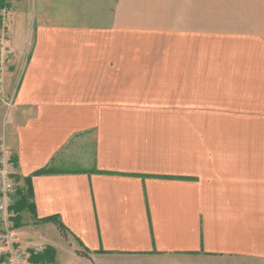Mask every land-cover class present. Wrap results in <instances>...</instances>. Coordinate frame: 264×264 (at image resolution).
I'll return each mask as SVG.
<instances>
[{
	"label": "crops",
	"instance_id": "crops-1",
	"mask_svg": "<svg viewBox=\"0 0 264 264\" xmlns=\"http://www.w3.org/2000/svg\"><path fill=\"white\" fill-rule=\"evenodd\" d=\"M8 4L17 248L264 264V0Z\"/></svg>",
	"mask_w": 264,
	"mask_h": 264
},
{
	"label": "rangeland",
	"instance_id": "rangeland-1",
	"mask_svg": "<svg viewBox=\"0 0 264 264\" xmlns=\"http://www.w3.org/2000/svg\"><path fill=\"white\" fill-rule=\"evenodd\" d=\"M2 6L0 7V108H7L6 100L7 98H10V95L6 94L5 89V83H6V76L10 72H16L14 71V61L12 60L13 53H8L7 51L9 48V41L12 40V44L18 43L20 41L21 36V27L15 22V18L12 14H9V0H0ZM11 54V55H10ZM14 59V57H13ZM17 82V78L14 80L13 85H15ZM19 185H17V188ZM11 213V212H10ZM13 214L11 213V217ZM10 217V218H11ZM8 226H11V223L8 222ZM3 230V225L0 220V236ZM14 243V246L17 244L15 243L14 239H11ZM16 244V245H15ZM71 242L68 243V241H65L64 246L68 247V249H71ZM6 245L3 240H0V262H5V264H8L5 259V250ZM17 247V246H16ZM40 248V247H39ZM45 247L41 248L42 251ZM29 250H24L26 253V258L21 263L25 262L29 257ZM41 251V252H42ZM73 254V251H69ZM76 255H80V264H237L232 260L229 259H219L216 257L205 256L203 254H177V255H159L155 253L150 254H142L137 256H120V257H102V258H96L93 259L89 257L88 260L87 253L85 254L81 250H77L74 252ZM70 257L67 255V253L64 251L63 248L59 250V261L63 264H66L67 261H70L68 259ZM83 258V259H82ZM19 263V264H21ZM239 264V263H238Z\"/></svg>",
	"mask_w": 264,
	"mask_h": 264
},
{
	"label": "built area",
	"instance_id": "built-area-1",
	"mask_svg": "<svg viewBox=\"0 0 264 264\" xmlns=\"http://www.w3.org/2000/svg\"><path fill=\"white\" fill-rule=\"evenodd\" d=\"M5 102L7 107H9L12 103L11 97L7 98ZM14 167L15 164L6 149L4 140L0 137V220L3 225L0 240H3L7 246L5 250V259L8 264H19L26 258L25 251L14 246L11 240L13 239L11 234L12 228L8 226V222L11 223V213L8 208L14 201V194L18 185L13 178ZM29 249L35 253L42 251L41 248L35 246H31Z\"/></svg>",
	"mask_w": 264,
	"mask_h": 264
},
{
	"label": "trees",
	"instance_id": "trees-1",
	"mask_svg": "<svg viewBox=\"0 0 264 264\" xmlns=\"http://www.w3.org/2000/svg\"><path fill=\"white\" fill-rule=\"evenodd\" d=\"M2 6L0 1V7ZM14 164L15 160L12 159ZM48 173L47 170L41 169L36 171L33 175L38 174H45ZM13 178L15 181H18V177L13 175ZM32 199V190H31V184H30V176L24 178L23 180V186L18 187L16 189V192L14 194V201L9 206L8 210L13 214V216L10 218L11 222V228L15 229L19 226H21V212L23 211H30L31 213L34 210V205L31 202ZM37 221H51L56 224L59 230H62V225L57 218V216H51L48 218H43L41 220ZM55 259V251L52 247H45L42 252L35 253L34 251L29 250V258L28 261L33 264H52Z\"/></svg>",
	"mask_w": 264,
	"mask_h": 264
}]
</instances>
